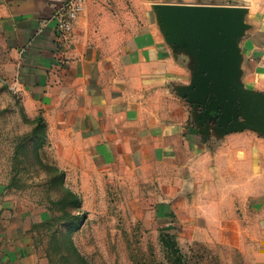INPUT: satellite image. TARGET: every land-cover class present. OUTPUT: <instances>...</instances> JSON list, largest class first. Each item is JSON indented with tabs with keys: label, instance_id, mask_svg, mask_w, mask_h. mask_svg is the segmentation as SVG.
<instances>
[{
	"label": "crops",
	"instance_id": "crops-1",
	"mask_svg": "<svg viewBox=\"0 0 264 264\" xmlns=\"http://www.w3.org/2000/svg\"><path fill=\"white\" fill-rule=\"evenodd\" d=\"M62 1L0 0V43L17 90L26 109L43 117L50 148L70 153H56V164L78 166L76 153L99 169L123 162L158 184L151 192L159 213L191 209L200 216L196 226H264V135L209 133L204 143L186 126L177 89L189 81L190 60L164 42L152 9L245 7L240 80L264 93V0H131L139 14L118 11L123 0H83L64 49L49 21ZM31 223L0 199V264L46 263Z\"/></svg>",
	"mask_w": 264,
	"mask_h": 264
},
{
	"label": "rangeland",
	"instance_id": "rangeland-1",
	"mask_svg": "<svg viewBox=\"0 0 264 264\" xmlns=\"http://www.w3.org/2000/svg\"><path fill=\"white\" fill-rule=\"evenodd\" d=\"M130 2L123 0L118 11L139 14ZM16 76L0 43V199L32 222L29 232L45 264H264V226H196L200 216L191 209L159 213L151 192L159 191L158 184L123 162L99 169L76 153L78 166L57 165L56 153H70L50 148L46 124L40 145V113L26 109ZM183 99L186 126L204 143L207 129L216 136V122L203 121L200 106ZM67 190L80 204L62 212L58 200Z\"/></svg>",
	"mask_w": 264,
	"mask_h": 264
},
{
	"label": "water",
	"instance_id": "water-1",
	"mask_svg": "<svg viewBox=\"0 0 264 264\" xmlns=\"http://www.w3.org/2000/svg\"><path fill=\"white\" fill-rule=\"evenodd\" d=\"M152 9L165 43L190 60V82L177 94L200 106L203 121L216 122L217 136L246 129L264 135V93L240 80L246 8L156 3Z\"/></svg>",
	"mask_w": 264,
	"mask_h": 264
},
{
	"label": "built area",
	"instance_id": "built-area-1",
	"mask_svg": "<svg viewBox=\"0 0 264 264\" xmlns=\"http://www.w3.org/2000/svg\"><path fill=\"white\" fill-rule=\"evenodd\" d=\"M83 8V0H64L54 8L49 17V21L54 22L55 40L62 49L66 47L73 31L74 22Z\"/></svg>",
	"mask_w": 264,
	"mask_h": 264
},
{
	"label": "trees",
	"instance_id": "trees-1",
	"mask_svg": "<svg viewBox=\"0 0 264 264\" xmlns=\"http://www.w3.org/2000/svg\"><path fill=\"white\" fill-rule=\"evenodd\" d=\"M36 121L39 125V128H41V142L40 145H42L45 142V122L44 119L41 115H38L36 118ZM60 203H63L62 205V212L65 211V207L71 206L72 208H77L79 207L80 200L78 197L72 193L71 191L67 190L66 193L64 194L63 198L58 200ZM161 241L163 244H166L169 248H172L174 246L173 242H170V236L167 234H162L161 236Z\"/></svg>",
	"mask_w": 264,
	"mask_h": 264
}]
</instances>
